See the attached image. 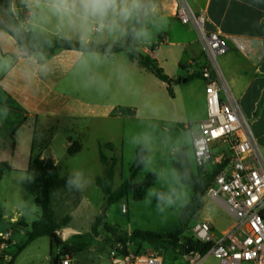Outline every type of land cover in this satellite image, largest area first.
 <instances>
[{
  "label": "crops",
  "instance_id": "obj_1",
  "mask_svg": "<svg viewBox=\"0 0 264 264\" xmlns=\"http://www.w3.org/2000/svg\"><path fill=\"white\" fill-rule=\"evenodd\" d=\"M187 2L196 14H205L207 31L262 42L261 59L256 57V51L251 56H246L230 46L228 51L219 57L218 62L264 154V29L261 24L264 19V0H187ZM175 7L176 0H143V7L138 13L127 21H118V29L97 31L96 26L93 25L86 42L97 44L121 42L134 18L140 15L141 24L133 36L132 44H135L143 54L155 59L158 66L173 79L172 83H174L178 77L191 76L188 74V69L193 66L199 67L204 61L201 45L191 26L181 24L182 34L172 32V25L179 23L174 16ZM11 11L14 14L24 12L26 17L23 24L33 31L51 37L82 41L79 28L70 26L66 20L61 22L50 10L47 0H41L39 6L32 4L31 7L28 0H12ZM143 28H147L150 36L159 37L160 42L154 50L150 47L152 41H147L146 47H142L137 40L138 33ZM175 44L177 46L175 50L163 52L164 47ZM39 59L40 56L37 55L23 57L8 32L0 30V62L6 65L0 73V109L16 113L18 115L16 126L19 128L27 125L28 122H33L31 135L26 136L28 138L24 148L26 165L22 167L13 165L14 155H12L10 159L12 170L5 172L0 182L11 172L26 175L25 168L30 163L31 154L39 155L40 158L52 159L59 167L61 176L73 175V183L61 187L68 189L62 190L63 202H84L88 197L77 189L75 174L60 172V160L64 156L72 157L82 151L85 131L79 133V122L85 125L92 120L115 119L117 109L121 107L129 108L130 111V108L139 105L158 111V104L164 99L163 91L164 89L166 91V84L130 61L125 50L112 55L58 50L52 58L42 64L38 63ZM180 63L183 68H180ZM182 84L188 87V98L196 113L192 122L197 123L205 117L204 84L199 76ZM134 100L136 102L132 103ZM63 127L64 130L78 133V136L73 138L65 132L61 133L60 128ZM189 128L191 131L195 127ZM29 129L28 127V132ZM74 142L79 144V149L70 155L68 150ZM11 144L9 146V143H6V146L0 147V153L3 154L10 149L14 154L17 149L15 140ZM112 146L113 149L110 151L115 149V145ZM57 154L60 155L56 156ZM3 155L7 157L1 161L8 160V155L6 153ZM18 164L21 162L18 161ZM223 210L228 213L224 208ZM228 215L230 216L229 213ZM18 220L11 219L18 228H28L21 222L18 224ZM24 224L30 225L27 222ZM230 225L231 223H228L223 227L219 234ZM213 227L214 232L215 225ZM110 258L119 264L124 262L118 256H110Z\"/></svg>",
  "mask_w": 264,
  "mask_h": 264
},
{
  "label": "rangeland",
  "instance_id": "obj_2",
  "mask_svg": "<svg viewBox=\"0 0 264 264\" xmlns=\"http://www.w3.org/2000/svg\"><path fill=\"white\" fill-rule=\"evenodd\" d=\"M172 29L174 34L175 32L182 34L183 25L175 23ZM137 40L140 41L142 47H146L147 41L157 43L159 37L150 36L147 28H143L138 33ZM176 47V44L164 47L163 52L175 50ZM5 68L6 65L0 62V73ZM182 83L183 81L178 85L170 84L174 90V99L169 97L164 89V101L159 102L158 111L138 105L136 108H130V111L135 110V112H130L129 108L121 107L117 109L115 119L92 120L85 125L79 122V133L85 131L82 151L72 157L64 156L60 160V172L62 174L74 173L77 177V189L85 193L88 199L80 203L74 201L64 203L62 190H68L64 189L67 187L56 189L51 195V205L56 218L69 217L67 225L62 226L57 231V235L62 245L72 250L70 255H66L61 246L54 242L50 243L46 236L33 240L21 249L29 227L27 229L18 228L11 219H19L18 224L19 222L30 224L39 213V209L33 201L34 192L30 175L20 172L5 175L0 182L2 213L0 233L9 231L11 234L8 248L0 254V264H52L57 256L59 259L69 258L70 264H119L114 262L109 255L110 250L122 247V244L116 241L117 236L128 237L136 229L163 232L175 228L179 222L180 211L191 199L192 189L180 183L172 167L174 155L181 149H185L192 169L194 172L201 173L192 162L189 128H194L196 125L192 122L196 113L188 98V87ZM118 101L121 100L118 99ZM135 102L134 100L132 103ZM17 116L13 111L0 109V147L6 146V143L10 146L15 140L16 152L12 154L10 149L7 150L5 153L9 158L6 161L12 166L10 159L14 155L13 165L22 167L26 165V162L24 164L26 158L24 148L28 138L26 136L31 135L33 122H28L27 125L19 128L16 126ZM84 127L85 130H83ZM60 132H65L73 138L78 136V133L64 130V127L60 128ZM107 142L115 145L114 151L101 148ZM138 146L145 148L147 155L144 168L139 172L136 180L141 181L151 173L155 175L153 185L147 189L144 198L140 201H135L131 195H128L121 201L106 204V197L94 184V178L102 173V164L99 161L100 149L107 157L114 154L119 159L112 185V189L115 190L121 178L127 175ZM3 154L0 153V161L7 157ZM18 161L21 164H18ZM25 169L28 172L29 165ZM161 194L171 197L172 203L160 201ZM123 207L124 211H121ZM99 215L102 220L95 231H92V225ZM202 219L208 220L212 229L215 225L214 232L217 236L220 235L223 227L232 222L228 213L217 202L208 199L205 195L202 208L194 215L186 216L182 221L186 226L178 241L182 242L183 237L190 236L191 225L196 220ZM125 247L127 254L147 250L158 251L162 256L163 264H188V260L181 255L178 249L173 250L164 243L150 245L127 240ZM202 264L218 263L212 258H207Z\"/></svg>",
  "mask_w": 264,
  "mask_h": 264
},
{
  "label": "built area",
  "instance_id": "obj_3",
  "mask_svg": "<svg viewBox=\"0 0 264 264\" xmlns=\"http://www.w3.org/2000/svg\"><path fill=\"white\" fill-rule=\"evenodd\" d=\"M174 16L194 30L204 60L188 69L189 75L199 74L204 84L205 104V117L190 131L192 162L202 175H212L206 197L232 218L229 228L218 236L208 220H196L189 228L190 236L211 246L203 254L193 248L183 257L188 264H202L207 258L218 264H264V154L218 62L230 46L246 56L256 51L261 59L262 42L207 31L205 14H196L187 0H176ZM10 234L0 233V254L8 248ZM121 249L110 250L109 255L122 258L125 264H163L158 251L123 254ZM57 264H70V260L66 257Z\"/></svg>",
  "mask_w": 264,
  "mask_h": 264
},
{
  "label": "trees",
  "instance_id": "obj_4",
  "mask_svg": "<svg viewBox=\"0 0 264 264\" xmlns=\"http://www.w3.org/2000/svg\"><path fill=\"white\" fill-rule=\"evenodd\" d=\"M11 3L12 0H0V14L6 16L8 19L7 25L0 26V30L8 32L23 57H29L32 55L40 56L38 63L42 64L45 60L52 58L58 50H72L81 53H98L103 55H112L125 50L127 58L130 61L135 62L140 68L150 72L161 82L166 83L169 79L163 69L158 66L155 59L149 55L143 54L137 49L135 44H132L133 36L141 24L140 15L135 17L131 25L127 28L123 41L97 44L95 42H78L63 37H51L33 31L22 24L26 17L24 12L14 14L11 11ZM261 24L264 29V19ZM159 42L160 41L151 44V49L154 50ZM179 66L180 68H183L181 63ZM196 76H199V74L188 77H178L174 80V83H180L182 80L190 81ZM166 91L169 97L174 98L171 85L166 86ZM101 148L111 150L113 149V146L111 143H105ZM78 149L79 144L74 142L68 150V153L71 155ZM146 155V150L142 146L136 148L134 160L128 168L127 175L122 178L121 183L115 190H113V178L119 159L115 155L107 157L100 149L99 161L102 164L103 170L102 174L95 178L94 183L106 197V204L121 201L128 195H131L132 199L135 201H140L144 198L147 189L150 188L155 181V175L151 173L147 174L141 181L136 180L139 172L144 168ZM172 167L176 171L180 183L190 186L192 189L190 201L186 203L180 211L178 225L172 230L163 232L136 229L133 230L128 237L117 236L116 241L122 244L121 253L127 254L125 247L127 240L138 241L150 245L164 243L167 244V246H170L173 250L178 249L181 255H183V248L185 245L192 246L202 254L211 246V243L202 244L195 241L191 236L183 237L182 242H179L178 239L185 231L184 227L186 225L182 222L184 218L186 216L194 215L202 208L203 198L210 185L212 175H201L200 172H194L185 149H181L174 155ZM11 170L12 167L8 161H0V180L5 172ZM27 173L31 177L34 192L33 201L38 207L39 213L29 226L25 225L24 222H21L24 227H29V230L26 231V239L23 242L21 249H24L33 240L46 236L49 238L50 243L54 242L61 246V248L64 249V253L70 255L72 250L62 245V242L57 235V231L62 226L67 225L69 217L66 216L59 220L56 218L51 207V194L56 189L72 184L74 180L73 175L67 174L61 176L59 173V167L54 164L52 159L40 158L39 155L33 154L30 156ZM1 219L2 213L0 210V220ZM101 220L102 218L100 215L96 217L92 225V231H95ZM60 260L61 258L59 259L57 256L53 259V263L57 264Z\"/></svg>",
  "mask_w": 264,
  "mask_h": 264
},
{
  "label": "clouds",
  "instance_id": "obj_5",
  "mask_svg": "<svg viewBox=\"0 0 264 264\" xmlns=\"http://www.w3.org/2000/svg\"><path fill=\"white\" fill-rule=\"evenodd\" d=\"M39 6L41 0H28ZM50 10L58 18L72 27H78L81 40L87 41L92 26L97 31H114L119 28L118 21H127L143 7V0H47ZM160 201L172 203L171 197L161 194Z\"/></svg>",
  "mask_w": 264,
  "mask_h": 264
},
{
  "label": "water",
  "instance_id": "obj_6",
  "mask_svg": "<svg viewBox=\"0 0 264 264\" xmlns=\"http://www.w3.org/2000/svg\"><path fill=\"white\" fill-rule=\"evenodd\" d=\"M8 23V19L6 18V16L4 15H0V26H4ZM183 82H185V80H182ZM173 82V79L169 78L167 81H166V86H169L171 83ZM193 249L192 246L190 245H185L184 248H183V253L184 254H187L188 252H190L191 250ZM54 264V263H52Z\"/></svg>",
  "mask_w": 264,
  "mask_h": 264
},
{
  "label": "snow or ice",
  "instance_id": "obj_7",
  "mask_svg": "<svg viewBox=\"0 0 264 264\" xmlns=\"http://www.w3.org/2000/svg\"><path fill=\"white\" fill-rule=\"evenodd\" d=\"M221 132L223 131V129H221L220 130ZM218 133H216V132H213V135L215 136V135H217Z\"/></svg>",
  "mask_w": 264,
  "mask_h": 264
}]
</instances>
